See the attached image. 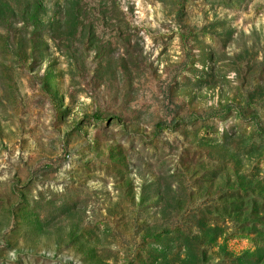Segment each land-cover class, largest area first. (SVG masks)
<instances>
[{"label":"rangeland","instance_id":"rangeland-1","mask_svg":"<svg viewBox=\"0 0 264 264\" xmlns=\"http://www.w3.org/2000/svg\"><path fill=\"white\" fill-rule=\"evenodd\" d=\"M0 264H264V0H0Z\"/></svg>","mask_w":264,"mask_h":264}]
</instances>
